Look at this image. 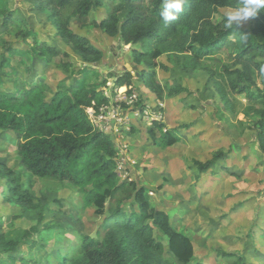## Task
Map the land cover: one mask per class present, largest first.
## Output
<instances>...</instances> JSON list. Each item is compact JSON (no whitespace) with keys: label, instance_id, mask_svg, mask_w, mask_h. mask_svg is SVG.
Returning a JSON list of instances; mask_svg holds the SVG:
<instances>
[{"label":"rangeland","instance_id":"obj_1","mask_svg":"<svg viewBox=\"0 0 264 264\" xmlns=\"http://www.w3.org/2000/svg\"><path fill=\"white\" fill-rule=\"evenodd\" d=\"M6 4L15 19L8 27H0V58L4 52L8 58V64L0 66V88L14 92V82L41 79L54 90L84 83L104 90L110 113L107 110L108 118H96L94 124L115 140L123 164L118 180H134L144 187L151 205L167 212L175 229L192 239L196 252L189 264H229L223 253L236 254L244 264H264V153L255 141L253 126L258 117L249 114L255 105L246 96L232 93L235 106L227 108L205 69L221 73L223 66L232 63L228 53L205 59V68L184 67L171 55H163L157 73L164 90L158 97L137 74L143 66L133 61L132 52L141 45L125 44L119 36L93 25L105 9L93 10L91 23L71 19V29L103 51L99 62H86L65 42L50 10L37 0H6ZM229 10L234 9L220 8L215 19L221 20ZM254 22L252 18L241 27ZM22 28L28 37L18 33ZM34 37L57 46L61 55L50 61L41 56L33 46ZM4 43L18 53L7 52ZM126 70L136 71L132 87L138 101L133 103L152 104L156 97V117L180 133V142L162 148L147 133V118L136 115L132 104L125 108L116 101L120 90L114 88V80ZM256 82L254 89H264L262 76ZM0 137V163L9 169L21 168L8 135L0 130ZM211 160L214 163L207 172L198 168L197 161ZM22 182L33 197V206L28 208L11 197L3 201L11 187L5 178L0 179V262L27 264L26 257L33 261L42 257L43 264H57L61 255L78 256L79 239L95 236L104 216H96L90 208L82 210L81 197L68 183L39 178L30 182L26 177ZM124 205L126 210L134 206L132 201ZM154 233L164 244V256L173 260L167 238L156 228ZM29 237L37 242L33 248L28 241L12 251L4 249L9 239Z\"/></svg>","mask_w":264,"mask_h":264},{"label":"trees","instance_id":"obj_2","mask_svg":"<svg viewBox=\"0 0 264 264\" xmlns=\"http://www.w3.org/2000/svg\"><path fill=\"white\" fill-rule=\"evenodd\" d=\"M37 1L50 10L60 35L86 62H99L103 51L89 38L76 34L70 27L71 19L91 23V12L105 9L93 25L109 35L119 36L125 44L141 45L132 52L133 61L143 66L137 74L158 97L164 90L157 73L158 60L163 55H171L184 67L205 68V59L222 51L228 53L232 63L223 66L221 73L205 69L227 108L235 106L230 99L232 93L244 95L254 103L249 114L258 117L253 129L255 141L264 153V89H254L259 75L264 81V10L254 18V25L236 29L226 28L223 18L216 20L215 15L220 8L235 9L237 0H185L179 18L167 25L160 17L161 0ZM122 13H126L123 18ZM14 19L6 0H0V27H8ZM18 33L29 35L25 28ZM33 39V46L49 61L61 55L57 46ZM3 49L18 53L17 48L5 43ZM0 59V66L5 67L7 54L4 52ZM135 74L126 70L117 75L114 88L132 87ZM14 84L17 87L14 92L0 88V130L15 146L21 168L9 169L0 163V179L5 178L11 187L6 192L10 196L5 194L3 201L9 202L11 197L28 208L33 206V197L22 178L30 182L35 178L56 180L74 187L81 197L82 210L90 208L96 216H104L95 236L83 235L79 239V255H61L57 264H189L196 252L192 239L175 229L167 212L151 205L144 187L134 180H118L115 140L111 133L99 130L89 115L90 110L99 113L109 105L104 90L85 83L54 90L41 79ZM146 131L162 148L181 140L180 133L168 128L162 120H154ZM213 163V160L197 161V166L207 172ZM127 201L134 204L129 210L124 205ZM155 228L167 238L173 260L164 256L165 247L155 237ZM28 241L31 248L37 245L31 237L9 239L4 249L12 251ZM223 255L229 258V264H244L236 254ZM42 259L33 261L26 257L24 261L43 264Z\"/></svg>","mask_w":264,"mask_h":264},{"label":"clouds","instance_id":"obj_3","mask_svg":"<svg viewBox=\"0 0 264 264\" xmlns=\"http://www.w3.org/2000/svg\"><path fill=\"white\" fill-rule=\"evenodd\" d=\"M185 0H161L160 17L165 25L177 20L184 10ZM264 10V0H237L234 10L224 13L226 28L240 29L248 20Z\"/></svg>","mask_w":264,"mask_h":264},{"label":"built area","instance_id":"obj_4","mask_svg":"<svg viewBox=\"0 0 264 264\" xmlns=\"http://www.w3.org/2000/svg\"><path fill=\"white\" fill-rule=\"evenodd\" d=\"M119 90H120L119 92L120 95L116 97V101L117 102L119 101V103H123L125 108H129L131 104L135 106V108L137 109L135 114L139 115V117L147 118L146 119L148 121L147 123L150 125L153 123L154 120H162L161 117H156V103L152 102V104H149L147 101L144 100L138 104H135L133 102L138 101V96H137V93L133 91L132 87L130 88L121 87L119 88ZM159 105L161 107H164V104L162 102H159ZM109 109L110 107L108 105V106L102 107L99 113H96L94 110H90L89 115H90L92 122L96 123V118L99 121L106 120L108 118L106 115V112L108 110V112L110 113ZM114 111H117V110L115 109ZM122 168H123L122 159L118 158V152H117V171H120Z\"/></svg>","mask_w":264,"mask_h":264},{"label":"crops","instance_id":"obj_5","mask_svg":"<svg viewBox=\"0 0 264 264\" xmlns=\"http://www.w3.org/2000/svg\"><path fill=\"white\" fill-rule=\"evenodd\" d=\"M153 103H156V97H155V99H154ZM147 125H150V124H147Z\"/></svg>","mask_w":264,"mask_h":264}]
</instances>
